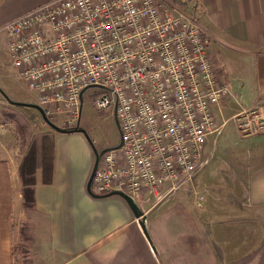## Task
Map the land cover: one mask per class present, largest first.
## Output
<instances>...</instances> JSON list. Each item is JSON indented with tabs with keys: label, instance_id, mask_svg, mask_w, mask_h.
<instances>
[{
	"label": "crops",
	"instance_id": "1",
	"mask_svg": "<svg viewBox=\"0 0 264 264\" xmlns=\"http://www.w3.org/2000/svg\"><path fill=\"white\" fill-rule=\"evenodd\" d=\"M48 1L0 0V26ZM199 2L210 55L231 93L212 107L216 129L192 178L160 200L144 190L134 199L137 216L123 196L90 191L98 149L83 130H55L52 181L37 170L27 211L23 156L0 146V264H15L26 221L33 264H264V131L244 136L236 121L264 101V0Z\"/></svg>",
	"mask_w": 264,
	"mask_h": 264
},
{
	"label": "built area",
	"instance_id": "2",
	"mask_svg": "<svg viewBox=\"0 0 264 264\" xmlns=\"http://www.w3.org/2000/svg\"><path fill=\"white\" fill-rule=\"evenodd\" d=\"M199 4L50 0L0 26L12 64L49 119L72 128L89 89L95 108L113 109L120 143L100 154L93 193L134 200L147 189L160 200L192 178L216 129L212 107L231 93ZM236 121L244 136L264 131V101Z\"/></svg>",
	"mask_w": 264,
	"mask_h": 264
},
{
	"label": "rangeland",
	"instance_id": "3",
	"mask_svg": "<svg viewBox=\"0 0 264 264\" xmlns=\"http://www.w3.org/2000/svg\"><path fill=\"white\" fill-rule=\"evenodd\" d=\"M3 36L5 37V34ZM5 45L3 42L0 44V146L11 157L21 158L23 156L24 158L36 138L44 133L53 134L55 129L44 120L36 107L16 105L10 102L13 100L38 104V94L28 89L25 81L20 78L18 69L11 62L7 41ZM93 92H95L94 89L86 91L81 117L78 123L70 126L72 128H66L69 125L64 122V118L51 116L49 120L67 130H83L82 133L86 140L94 149H98V154H101L103 150L118 146L121 134L113 109L98 110L95 108L91 97ZM69 141L74 146H78L77 138L69 139ZM167 188L169 185L165 187V190ZM22 229H25V234L29 239L21 235L20 241L14 246L15 264H26L27 259L32 262L30 255L32 234L29 222H24Z\"/></svg>",
	"mask_w": 264,
	"mask_h": 264
},
{
	"label": "trees",
	"instance_id": "4",
	"mask_svg": "<svg viewBox=\"0 0 264 264\" xmlns=\"http://www.w3.org/2000/svg\"><path fill=\"white\" fill-rule=\"evenodd\" d=\"M54 136L51 133H44L36 138L31 148L28 150L22 159L19 167V176L22 183V196L24 207L27 211L35 207V186H36V172L41 169L43 172L44 183H51L53 176L54 164ZM22 236L29 239L25 234V229H22ZM30 240L34 243V238L31 236ZM26 252L28 250H25ZM26 264H33L29 259Z\"/></svg>",
	"mask_w": 264,
	"mask_h": 264
},
{
	"label": "water",
	"instance_id": "5",
	"mask_svg": "<svg viewBox=\"0 0 264 264\" xmlns=\"http://www.w3.org/2000/svg\"><path fill=\"white\" fill-rule=\"evenodd\" d=\"M9 99V98H8ZM10 102L16 104V105H29V106H33V107H36L40 112L41 114L43 115V118L44 120L50 124L56 131H59V132H69V131H72V130H67V129H64V128H61L59 127L58 125H56L55 123H53L51 120H49V118L45 115L43 109L41 108L40 105L38 104H28V103H25V102H19V101H13V100H10ZM79 130V129H78ZM105 150H103L104 152ZM102 153V152H101ZM99 159H100V154L97 153V158H96V162H95V166H94V169H93V172H92V175H91V178H90V182H89V189L90 191L92 192L91 190V182H92V179L95 175V172L97 170V167H98V164H99ZM110 194H119L121 196H123L128 202L129 204L132 206V208L134 209V211L136 212L137 216H139L140 214L138 213V207L137 205L135 204L134 200L132 197L128 196L127 194L123 193V192H120V191H114V192H111Z\"/></svg>",
	"mask_w": 264,
	"mask_h": 264
}]
</instances>
